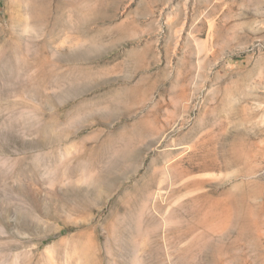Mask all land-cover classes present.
<instances>
[{
  "label": "rangeland",
  "instance_id": "1",
  "mask_svg": "<svg viewBox=\"0 0 264 264\" xmlns=\"http://www.w3.org/2000/svg\"><path fill=\"white\" fill-rule=\"evenodd\" d=\"M0 264H264V0H0Z\"/></svg>",
  "mask_w": 264,
  "mask_h": 264
}]
</instances>
